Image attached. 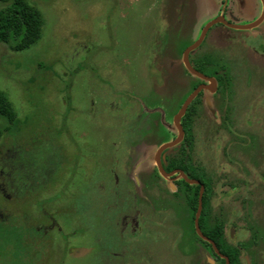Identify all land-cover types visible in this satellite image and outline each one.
Returning <instances> with one entry per match:
<instances>
[{
    "label": "rangeland",
    "instance_id": "rangeland-1",
    "mask_svg": "<svg viewBox=\"0 0 264 264\" xmlns=\"http://www.w3.org/2000/svg\"><path fill=\"white\" fill-rule=\"evenodd\" d=\"M28 1L42 13L41 39L21 52L0 44V90L18 114L0 139V264H141L136 258L144 250L151 262L180 264L170 235L131 252L118 223L137 202L139 180L146 184L153 176L138 167L137 157L148 149L151 163L153 150L172 140L174 128L167 126L194 82L181 54L218 15V0ZM251 37L249 30L215 26L199 51L226 66H248L258 49ZM206 115L197 156L207 155L212 171L232 178L231 134L222 128L206 136L204 128L218 125ZM6 126L0 116V129ZM68 179L72 186L64 185ZM229 180L217 179L211 202L213 211L230 216L227 234ZM42 185L51 191L41 193ZM148 196L153 209L167 211L165 222L185 235L187 264H206L188 204ZM40 207L57 211L63 239L58 233L49 245L42 240L48 223Z\"/></svg>",
    "mask_w": 264,
    "mask_h": 264
},
{
    "label": "flooded vegetation",
    "instance_id": "flooded-vegetation-1",
    "mask_svg": "<svg viewBox=\"0 0 264 264\" xmlns=\"http://www.w3.org/2000/svg\"><path fill=\"white\" fill-rule=\"evenodd\" d=\"M218 4L220 5L219 13L211 21L220 19L229 24H234L233 21L238 22L239 20H246L247 22L245 24L234 25H248L251 27L249 29H236L228 27L225 23L218 21L206 31L202 42L194 50L190 51L188 60L191 67L204 76L213 78L215 87L212 92L205 88V86H210L211 83L199 76L193 75L185 68L182 62L181 65L187 73V78L194 80L185 99L199 86L203 88H201L196 94L181 117L180 124L182 118L186 116L185 129L181 125L183 130L182 139L176 145L163 150L159 155V161L163 170L166 173L172 174L165 178L161 175L157 167V161L155 158L156 150L163 144L153 150L154 155L150 160L151 163H149L147 158L149 150L145 149L140 154V157H137L136 161L138 160V162H136V164L139 168H144L147 173L152 172L153 176L144 179L147 181L146 184H141V181L139 180L137 185H139L140 190L139 194L136 196L138 197L136 198L137 202L136 200L132 201V210L123 214L118 224L120 225L121 232L127 238L126 242L129 243V249L131 252L137 246L144 244V242H147L150 239L162 240V235H170L172 242L176 243V245H174V251L177 253L179 263L187 264V247H184V244L187 243L185 235H182V231L179 228L174 226L172 228L170 227V223L165 222L164 215L167 212L166 210L160 209L156 211L152 208V203L151 200H149L148 194L151 195V193H153L154 195L163 198H165L166 195L170 199L173 198L175 203H181L183 201L187 205L186 184L197 185L199 195L200 185L202 184L204 186L205 191L206 183L210 181L212 183L210 193L211 210L208 212L206 211L204 216L205 221L203 222V226L205 230H207L212 221L214 222V220H216L213 219V215L219 217L220 221L224 224V238L226 244L231 247L232 255L234 256V264H264V0H218ZM226 10L229 12V19L225 17ZM215 26L251 31L252 37L250 40L253 44H258V49L254 50L256 55L250 65L245 66L237 64V66H235L233 64L226 66L207 57L199 51L205 41L208 31ZM206 97L209 102L210 100L212 101L211 106L209 103L207 104L208 101H205ZM196 98H198V107L195 110L189 109L190 105ZM184 101L178 107L175 115ZM140 103V108L142 109L143 103ZM145 110L149 111L147 108H145ZM206 112L210 114V118L216 117L218 119V125L216 127L207 126L206 129L204 128V134L206 136L209 137L212 132L215 134L222 128L226 129L222 131L223 133L231 134V145L229 148H226L228 149L226 156L228 155V162L231 164L232 178L227 174L225 176L217 175V173L212 171V167H209L207 155H205L204 159L203 157L197 156V133H199L200 129L202 130L203 126H201V120L207 116ZM171 127L174 128L175 131L172 133L173 137L171 141H173L178 136V130L174 125V121L167 126L168 129ZM182 143L183 147H181ZM182 154L184 156L182 166L185 169L175 166V164H171L174 167H170L166 170V157L169 156L171 162H173ZM80 155L81 151L79 149V154L76 153L75 156V164L77 166L81 159ZM210 172H212V174H209ZM181 173L188 179L199 181L200 184L187 183V181L181 176ZM58 174L60 178L63 177L60 172H58ZM4 176L3 170L0 168V193L3 194L5 193L3 185V182L5 181ZM221 176L225 179H230L227 185H229L232 193L233 209L228 234L226 225L229 223L230 216H227L222 208L221 211H213L211 204L213 185L215 182L217 183V179L221 178ZM162 180L166 182V186H162ZM51 184L55 187L54 183ZM45 185H42L39 189L41 193L51 191ZM64 185L68 187L72 186V180L68 179ZM188 190L192 191V188H189ZM39 191H33L32 193L39 195ZM117 191L118 186L116 185V187H114V195H116ZM20 198L23 199V196ZM8 199H11V197H8ZM40 210L42 220H47L48 223L41 227L43 228L42 240L49 245L53 234H62L61 225L56 217V210H46L45 207H40ZM14 215L20 217L17 216L16 212ZM194 216L193 219L191 218L193 232L195 236L200 238L194 228ZM210 216H212V218ZM0 219H3L1 213ZM160 223L163 225L160 226ZM169 227L172 229L170 230V233L168 229ZM205 230L200 228V231L204 236H206L204 234ZM63 235L64 234H62L61 239H63ZM206 237L214 242L219 253H216L209 241L200 238L201 241H198L201 243V249L205 253V263L221 264L218 258L225 261L221 255H226L220 251L218 245L212 238L208 236ZM32 239L38 241V238L34 236ZM150 259L151 255L148 256L146 250L142 251L136 258L141 264H161V259H156L154 262H151Z\"/></svg>",
    "mask_w": 264,
    "mask_h": 264
},
{
    "label": "trees",
    "instance_id": "trees-1",
    "mask_svg": "<svg viewBox=\"0 0 264 264\" xmlns=\"http://www.w3.org/2000/svg\"><path fill=\"white\" fill-rule=\"evenodd\" d=\"M44 25V19L39 9L33 6L28 0H0V44H6L10 50L14 52H21L29 49L31 46L36 44L42 37V30ZM212 74V73H211ZM198 98H196L189 109L195 110L198 107ZM0 116L6 121V128L0 129V139L3 136V132L6 131L13 123L16 124L18 121V114L15 110L12 102L9 100L7 94L0 90ZM182 127L185 129L186 116L182 118ZM183 147V143L181 144ZM166 170L170 167L175 166L185 169L182 165L184 162L183 154L176 158L175 161L171 162L169 156L166 157ZM186 184V183H185ZM187 185V204L192 213L191 218L193 219L194 213L198 205V186ZM211 187L212 183L209 181L206 183V189L202 197V213L199 218V226L205 230L203 222L205 221L206 211H210V200H211ZM192 188V191L188 189ZM208 214V213H207ZM214 222L208 226L204 234L212 238L218 245L220 251L225 254L230 264H234V256L232 255L231 247L225 242L223 226L224 224L220 221V218L213 215ZM212 218V216H210ZM208 218V216H207ZM219 220V221H217ZM197 240L201 241L200 238L195 236ZM221 264H225V261L219 259Z\"/></svg>",
    "mask_w": 264,
    "mask_h": 264
},
{
    "label": "water",
    "instance_id": "water-1",
    "mask_svg": "<svg viewBox=\"0 0 264 264\" xmlns=\"http://www.w3.org/2000/svg\"><path fill=\"white\" fill-rule=\"evenodd\" d=\"M218 21H221L223 23H225V25H227L228 27H231V28H236V29H249L251 26H248V25H243V26H238V25H234V24H229L227 22H224L220 19H217L215 21H211L209 22L208 24H206L201 33H200V36L199 38L193 43L191 44L190 46H188L187 48H185V50L183 51V54H182V62L185 66V68L187 70H189L193 75H196V76H199L201 77L202 79L204 80H207L209 81L211 84L210 86H205V88L209 89L211 92L214 90V87H215V83H214V80L213 78H209V77H206L204 76L203 74L197 72L196 70H194L190 63H189V60H188V55L190 53V51L194 50L203 40L204 36H205V33L206 31L215 23H217ZM203 88L201 86H199L197 89H195L184 101V103L182 104L181 108L179 109V111L177 112V114L175 115L174 117V125L176 127V129L178 130V136L171 142H168V143H165L163 144L162 146H160L156 152V155H155V158H156V161H157V167H158V170L159 172L161 173V175L165 178L169 177V175H171L172 173H166L161 164H160V161H159V155L160 153L165 150L166 148H170L174 145H176L177 143L180 142V140L182 139V136H183V130H182V127H181V124H180V120H181V117L183 116V114L185 113L186 111V108L187 106L190 104V102L193 100V98L196 96V94L200 91V89ZM208 104V102H207ZM181 176L187 181V183L189 184H200L199 181L197 180H194V179H188L184 174L181 173ZM203 191H204V186L201 184L200 185V190H199V195H198V206H197V210H196V213H195V216H194V228H195V231L197 233V235L201 238V239H204V240H207L209 241L213 248L215 249L216 253H219L218 250L216 249V246L214 244V242L212 240H210L209 238H207L206 236H204L202 234V232L200 231V228H199V216H200V213H201V210H202V194H203ZM220 255V254H219ZM221 257H223L225 259V262L226 264H229V260L226 256H223L221 255Z\"/></svg>",
    "mask_w": 264,
    "mask_h": 264
}]
</instances>
